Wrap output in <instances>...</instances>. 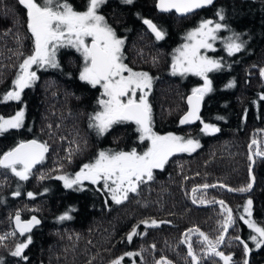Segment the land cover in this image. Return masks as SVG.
Returning <instances> with one entry per match:
<instances>
[{"label":"trees","instance_id":"16d2710c","mask_svg":"<svg viewBox=\"0 0 264 264\" xmlns=\"http://www.w3.org/2000/svg\"><path fill=\"white\" fill-rule=\"evenodd\" d=\"M75 1L80 5L87 0ZM139 4L146 7L147 1ZM131 6L122 10L133 8ZM122 10H118L115 19L136 26L130 14ZM218 12L223 15L222 20ZM193 19V27L204 20L224 26L215 33L216 39L210 41L212 47L207 50L210 59L220 62L221 67L208 72L212 90L201 100L199 124L195 129L186 130L190 133L185 139L199 141V147L190 152L173 153L162 169H153L152 180L145 178L137 191L129 193L120 204L105 192L103 181L94 187L82 183L66 188L62 180L55 178L61 173L71 176L77 170L74 168L38 166L27 180H21L11 169L0 168V236L14 233L0 244V264H112L120 257H123L121 264H156L162 257L170 264H191L181 244L180 236L185 231L199 264H224L207 249L196 232L188 233L189 229L198 228L213 241L221 234L227 215L222 206L218 203L200 208L215 201H224L232 210L234 220L217 250L231 257H241L240 264L245 256L247 264H264V245L256 246L251 239L256 233L241 219L244 217L257 227L264 226V158L253 156V185L249 191H237L249 185L247 154L250 145H247L255 139L259 156L264 155V100L260 98L264 95V82L259 79L264 65V0H214L205 10L195 13ZM165 23V36L173 42L180 31H173L175 20ZM176 24L182 23L177 21ZM234 35L240 37L244 46L229 55L226 43ZM33 44L26 9L18 0H0V117L5 118L17 110L16 100L5 102L2 98L13 89L19 65L32 54ZM133 49L132 52L139 55V51ZM161 50L164 53L163 48L154 49L151 54L157 60L162 59ZM52 79L56 78L45 76L42 80ZM152 87L155 88L152 101L157 116L169 113L173 120L164 123L163 129L156 128L159 133H166V126L176 127L174 121L184 112L183 95L188 85L182 83L179 87L176 80L166 77L153 79ZM204 124L214 125L219 131H202ZM23 139L21 127L0 134V155ZM141 146L126 145L123 151ZM249 152H255L253 145ZM204 184L215 187L197 191V202L193 203V188ZM221 185L237 194L223 191ZM17 191L20 195L14 196ZM29 192L33 193L31 198ZM249 200L252 201L251 216L245 212ZM17 212L21 219L36 216L40 223L24 236L18 235L11 224ZM65 213L71 218L61 220ZM146 220L163 223L146 227L141 223ZM134 226L139 234L129 242L127 235ZM28 236L31 243L23 252L27 259L12 256L15 244L26 242ZM241 241L248 245L247 255ZM183 244L188 247L187 243ZM129 252L139 255L126 256Z\"/></svg>","mask_w":264,"mask_h":264},{"label":"snow or ice","instance_id":"6c2138e0","mask_svg":"<svg viewBox=\"0 0 264 264\" xmlns=\"http://www.w3.org/2000/svg\"><path fill=\"white\" fill-rule=\"evenodd\" d=\"M26 9L27 28L33 38L34 48L31 55L23 59L19 65V71L13 81V89L8 91L2 98L3 101L16 100L19 101L21 93L25 88L31 87L37 79L35 71L31 68L33 65L38 67H59L57 61V51L60 47H73L80 52L84 58L85 64L80 72V80L91 84L93 87L99 85L103 92L98 99V104L102 111L96 112L90 116L89 127L94 128L98 135H104L116 123L132 121L137 125V131L140 133L141 141L147 139L150 146L147 151L142 154L135 149L130 152L118 151H100L93 163L84 164L75 176L61 175L55 177L63 180L64 187L72 188L79 185L84 180L96 184L99 181L104 182V187L111 193L112 200L116 204H120L128 198L129 193L137 191L139 185L147 180L153 179V169H162L167 162L169 156L175 152H190L199 147V141L193 139H185L172 133L161 136L152 131V109L148 103L147 97L152 89L153 78L147 72H135L127 64L123 63L122 46L124 40L117 38L114 30L107 24L105 17L98 13V9L106 3V0H88L85 11H76L67 2V0H18ZM125 3H132L133 0H124ZM213 0H158L157 8L162 11L174 9L177 13L188 14L195 9L211 5ZM217 15L223 19L221 12ZM144 24L154 33L157 40L164 38L163 29L151 20L145 19ZM224 27L221 23H215L212 26L211 21H202L198 28L188 33L186 39L192 40L197 38L192 45L185 44L183 49H178V57H174L173 74L177 71L181 75L192 72L201 76L204 85L194 88L192 94L188 96V111L180 119V124H188L193 120H199V104L203 96L210 92L211 81L207 77V73L213 70H219L220 62L209 59L207 56L199 55L200 48H211V40L216 39L215 33ZM206 29V30H205ZM91 38V43L86 38ZM19 39V37H17ZM239 41V42H237ZM243 41H240L238 35H234L226 43V50L229 55L239 52L243 48ZM22 55V54H21ZM127 73V75H124ZM260 74L264 77V68L260 69ZM231 86V85H229ZM137 92L140 93L139 99ZM103 97H106L104 99ZM127 97V99H122ZM264 100V95L260 97ZM23 110H18L15 115L10 118L0 117V134L11 129H19L23 125ZM202 131L214 133L219 131L214 125L204 124ZM254 139L252 144H256ZM252 145L249 147L251 148ZM48 151L46 143H40L37 140L20 142L16 147L8 152L0 155V168L11 169L14 175L21 180H27L32 168L41 163L44 154ZM72 150H69L68 160L71 162ZM20 166L17 168V166ZM111 181V184H109ZM215 187V185L204 184L202 188L207 189ZM224 187V185H221ZM252 187L237 189L240 192H246ZM199 189L193 188L194 199L196 203L195 193ZM232 191V189H229ZM14 196H19L20 192H14ZM31 198L33 193L29 192ZM204 203V200H200ZM222 206V210L227 215L222 222L221 234L213 241L209 239L205 233L200 232L198 228L189 229L188 233L196 232L203 238L207 249L213 254L220 257L224 264H229L232 257L225 255L222 251H218V246L224 241V233L227 232L230 225L234 223L232 210L228 209L224 201H218ZM252 201H247L245 212L251 216L250 206ZM68 213L60 217L61 220L70 219ZM244 219V222L256 233L251 239L256 243L257 247L264 245V226L257 227L252 221ZM15 222L19 234L24 236L25 233L31 232L34 225H38L40 221L36 216H32L31 220L21 222L20 213L17 212ZM146 227H158L156 220L142 221ZM9 233L7 235H13ZM136 227L128 233L127 240L132 242L133 237L138 235ZM7 235L0 236V244L7 239ZM239 239V237H236ZM31 243V236L27 237L26 242L20 241L15 244L12 256L27 259L23 256L24 250ZM182 243L188 245V256L191 257V264H199L197 255L194 252L192 243L188 240V234H185V240ZM244 244L245 255L248 254V245ZM154 247V246H153ZM126 256L139 255V253H125ZM123 257L112 261V264H121ZM156 264H170L163 257ZM247 264V261H245Z\"/></svg>","mask_w":264,"mask_h":264},{"label":"flooded vegetation","instance_id":"af4514ba","mask_svg":"<svg viewBox=\"0 0 264 264\" xmlns=\"http://www.w3.org/2000/svg\"><path fill=\"white\" fill-rule=\"evenodd\" d=\"M141 1L133 0L132 3H125L124 0H106V3L98 9V13L105 17V21L114 30L117 38L124 40V45L121 49L123 63L127 64L135 72H147L153 79H164L167 77L174 81L176 80L179 87H182V83H185L186 86L188 85L186 94L184 93L183 95L185 100L187 94H192L194 88L204 85V80L201 76L190 72L181 75L177 71L173 74L172 65L177 49L184 44L188 33L192 31L194 14L199 11L178 16L173 12H160L156 8V0H146V7L139 4ZM67 2L76 11H85L88 4V0L85 4L80 5L76 4L75 0ZM131 5L133 8L122 10V8ZM118 10L128 12V15L130 14L132 18L133 25L136 26H128L125 23L118 22L115 19ZM145 19L151 20L160 26L164 33H166L167 26L165 22L175 20L173 31L180 32L173 37V42L165 35L162 40H157L154 33L150 32L148 26L143 23ZM176 20L182 24L177 26ZM144 35L148 37V40L145 39ZM133 37L137 38L132 41ZM86 41L90 44L91 38H86ZM133 48L139 51L140 59H138L139 55H135L132 52ZM163 48L164 53H162V50L159 52L160 55L163 54L162 59L157 60L154 58V54H151L152 50ZM207 50L203 53H205L204 56L210 59ZM56 55L59 64L57 68L32 66L31 70L36 72L37 79L31 87L23 90L20 100L16 102V111L22 109L24 112L23 125L21 127L24 136L22 142L35 139L48 145V151L44 154L43 161L36 164L32 170L38 168V166L43 168H74L77 169L72 172L74 177L75 173L79 172L84 164L93 163L100 151H109L116 147L117 149L113 152H118L123 151L126 145H144L146 141L139 140L140 133L137 131V125L131 121L114 124L102 136L98 135L94 128L89 127L90 116L102 111L97 101L102 98L103 89L99 85L93 87L91 84L80 80V72L84 67L85 61L82 54L75 48L70 46L60 47ZM124 75H127V73H124ZM45 76L56 79L43 81L42 79ZM154 90L155 88L152 87L147 97L152 109V131L161 136L172 133L186 138L188 133H190L186 130L195 129L200 119L197 123L190 126L182 127L178 124V117L186 110L183 100L184 112L174 121L176 127L172 126L170 129L167 125L166 133H159L156 128L163 129L165 127L164 123H170L173 120L169 118V113H166L163 117L157 116V109L152 101L154 99ZM139 95L140 93L137 92L135 97L137 100ZM122 99L126 100L127 97ZM114 132H116V135H114ZM124 136L125 138H123ZM69 150L73 152L71 162L68 160ZM99 182L97 183L99 184ZM82 183L91 187L97 185V183L92 184L87 180L82 181ZM105 192L111 197L108 189L105 188ZM239 258L241 257H232L229 264H240ZM247 260L248 258L245 256L241 264H245Z\"/></svg>","mask_w":264,"mask_h":264},{"label":"water","instance_id":"95a60500","mask_svg":"<svg viewBox=\"0 0 264 264\" xmlns=\"http://www.w3.org/2000/svg\"><path fill=\"white\" fill-rule=\"evenodd\" d=\"M214 1V0H213ZM157 3H158V0H156V8H157ZM209 5H207V6H205V7H208ZM205 7H202V8H199V9H195L193 12H191V13H194V12H196V11H200V10H203ZM160 12H162V13H174V14H176V15H178V16H183V15H187V14H181V13H177L174 9H172V10H169V11H162V10H160L159 8H157ZM188 14H190V13H188ZM149 29V28H148ZM149 31L150 32H152L150 29H149ZM262 68H264V66L262 67ZM259 79H260V81H262V82H264V80H263V77L261 76V74H260V72H259ZM191 94H187V97L185 98V100H184V107H186V110H185V112L181 115V116H179L178 118V124L180 125V126H182V127H185V126H190V125H193V124H195V123H197L198 122V120H193V122H191V123H188V124H183V125H181L180 124V119H181V117L182 116H184L185 115V113L188 111V109H189V106H188V103H187V98H188V96H190ZM200 110H201V101H200V104H199V112H198V115H199V113H200ZM132 122V121H131ZM28 141H31V140H28ZM27 142V141H26ZM19 144V143H18ZM18 144H16L14 147H16ZM252 144V143H251ZM251 144H248L247 145V147L249 146V145H251ZM253 145V144H252ZM254 147H255V152H254V154H253V156L254 157H263L264 155H262V156H259L258 154H257V149H258V147H257V145L256 144H254L253 145ZM14 147H12L11 149H13ZM263 147H264V143H263ZM10 149V150H11ZM10 150H8V151H10ZM8 151H6V152H8ZM247 156H248V158H249V171H248V180H249V184H251V185H253V180H251V172H252V167H253V158H252V155L250 154V152H249V147H248V154H247ZM88 181V180H87ZM88 182H90V181H88ZM197 189H199L198 190V192H201L202 190H211L213 187H209V188H207V189H204V188H202V187H196ZM222 189H223V191L225 190L226 192H229V193H231V194H237V192H233V191H229L228 190V188H226V187H221ZM251 189V188H250ZM249 189V190H250ZM248 190V191H249ZM191 193V192H190ZM239 194H241V195H243V193H239ZM244 194H246V193H244ZM191 195H192V193L190 194V198H191ZM218 201H215L214 203H210V204H203V206H200V208H203V207H211V206H214L215 204H218L217 203ZM195 205V204H194ZM196 206V205H195ZM227 207V206H226ZM228 208V207H227ZM226 212V211H225ZM226 214H227V212H226ZM31 218H32V216H30L28 219H21V222L23 223V222H27V221H29V220H31ZM11 224H12V227H13V230H14V232L16 233V234H18L19 235V231H18V229H17V226H16V222H15V216L12 218V220H11ZM37 225H34L33 227H32V229L34 228V227H36ZM31 229V230H32ZM228 231V230H227ZM187 231H185V232H183L182 233V235L180 236L181 237V244L184 246V248H186V250H187V254H188V247L185 245V244H183L182 243V241H183V235L186 233ZM226 233L227 232H225L224 233V239H225V237H226ZM25 234H27V233H25ZM198 235H199V233H197ZM200 237V236H199ZM201 238V240L203 241V238L202 237H200ZM203 243H205V242H203ZM221 245V244H220ZM220 245L218 246V248L217 249H219L220 248ZM189 257V259H191V257L190 256H188Z\"/></svg>","mask_w":264,"mask_h":264},{"label":"rangeland","instance_id":"374dc122","mask_svg":"<svg viewBox=\"0 0 264 264\" xmlns=\"http://www.w3.org/2000/svg\"><path fill=\"white\" fill-rule=\"evenodd\" d=\"M207 21H210V20H207ZM201 23H199V24H197L196 26H194L193 28H192V31L193 30H195L196 28H198L199 27V25H200ZM215 24L212 22V26H214ZM206 30V29H205ZM196 39L197 38H193L192 40H189V39H186L185 41H184V44H182L181 46H179V48L178 49H183V46L185 45V44H188V45H192V44H194L195 42H196ZM177 49V50H178ZM206 49H209V48H200L199 49V55H201V56H204V54L205 53H203V52H205L206 51ZM177 54H176V56L175 57H178L179 56V52L177 51L176 52ZM174 62V61H173ZM264 66V65H263ZM262 66V67H263ZM190 73H192V72H190ZM264 78V77H263ZM264 80V79H263ZM104 99H106V97H103ZM17 111H14V113L13 114H8V116L7 117H5V118H10L11 116H13V115H15V113H16ZM139 140H141L140 139V136H139ZM143 141H146L145 143H144V145H142L141 147H137V149H136V151L138 152V153H140V154H142L143 152H145V151H147V149H148V147L150 146V141L149 140H147V139H145V140H143ZM136 146V144L134 145V147ZM251 155H253L254 154V152L253 153H250ZM257 154H258V152H257ZM262 154V153H261ZM259 155V154H258ZM252 158H253V163H254V161H255V158L252 156ZM61 175H66V173H61L60 174V176ZM71 176H73V175H71ZM75 176V175H74ZM63 181V180H62ZM110 182V184H111V181H109ZM103 183V182H102Z\"/></svg>","mask_w":264,"mask_h":264}]
</instances>
